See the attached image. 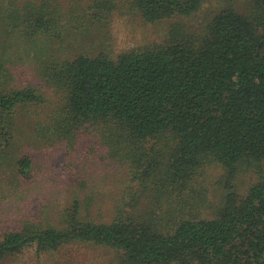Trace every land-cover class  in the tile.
<instances>
[{"label":"trees","instance_id":"obj_1","mask_svg":"<svg viewBox=\"0 0 264 264\" xmlns=\"http://www.w3.org/2000/svg\"><path fill=\"white\" fill-rule=\"evenodd\" d=\"M232 2L0 0L6 184L34 181L36 142L85 175L51 214L22 215L0 233V264L70 245L108 251L113 264H264V0ZM126 12L162 23L163 35L49 58L39 84L18 79L19 49L32 52L24 40L57 39L76 15ZM99 183L110 201L95 199Z\"/></svg>","mask_w":264,"mask_h":264},{"label":"rangeland","instance_id":"obj_2","mask_svg":"<svg viewBox=\"0 0 264 264\" xmlns=\"http://www.w3.org/2000/svg\"><path fill=\"white\" fill-rule=\"evenodd\" d=\"M224 1L226 2V0ZM232 1L236 7H242L245 3V0ZM58 2L69 7L70 0H58ZM137 19L127 16V12L126 15L120 14L118 18L110 15L102 20L94 19V22L92 19L83 21V16L76 15L68 21L66 30L59 31L57 39L42 40V43L36 45L24 40L23 44L32 52L24 51V48L19 49L17 56L23 57L24 62L22 60L17 63L18 79L23 84L37 82L39 84L40 70L49 58L69 59L75 53L95 52L96 49L104 46L110 52H118L131 46L143 44L149 39H158L157 37L163 35L162 23L142 25ZM80 22H85L81 27L82 31L79 30V27L77 28V24ZM93 39L94 41H92ZM81 40H84V43H81ZM40 89L44 93L46 92V96L49 98V90ZM32 130L33 124H25L18 131L22 144L28 141ZM32 144L29 152H33L32 156L35 162L33 182H24L19 186L13 183L7 185V176L0 168V233L15 226L16 221L22 215L51 214L56 206L60 207L65 204L68 193L66 185L70 188L71 181H76L78 175L85 176L82 168L70 173L66 165L67 162L62 158L60 148L45 151L39 142ZM65 173L68 175L65 176ZM79 183L73 184L76 191L81 189L82 184L79 185ZM88 187L89 185H85L84 190L87 191ZM93 194L99 202H104L105 199L111 200L108 188H104L102 183H99ZM110 210V208L103 207L100 215L105 218L109 217ZM108 254V251L98 250L94 247L84 249L81 245H70L40 257H37L34 250L29 249L24 254L4 261L3 264H113Z\"/></svg>","mask_w":264,"mask_h":264}]
</instances>
